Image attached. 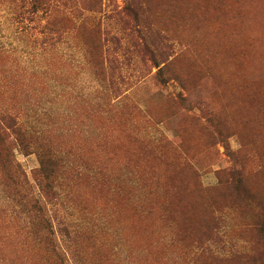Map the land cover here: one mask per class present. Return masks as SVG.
Returning a JSON list of instances; mask_svg holds the SVG:
<instances>
[{"label":"rangeland","instance_id":"374dc122","mask_svg":"<svg viewBox=\"0 0 264 264\" xmlns=\"http://www.w3.org/2000/svg\"><path fill=\"white\" fill-rule=\"evenodd\" d=\"M0 123V264H264V0H0Z\"/></svg>","mask_w":264,"mask_h":264},{"label":"trees","instance_id":"16d2710c","mask_svg":"<svg viewBox=\"0 0 264 264\" xmlns=\"http://www.w3.org/2000/svg\"><path fill=\"white\" fill-rule=\"evenodd\" d=\"M145 50L147 51V53H149L150 52V49L148 48V46H146L145 45ZM2 124H3V122H2ZM5 125V124H4ZM5 127L7 128V129H9V130H11V132H13L12 134H13V137H14V140L15 141H17L18 143V145H20V146H25V147H28L29 145H27L24 141H25V135H26V130L23 128V126H21V125H17L16 123H14V122H10L9 121V123H8V125L6 126L5 125ZM4 126H1V123H0V139L1 140H6L7 139V137L5 136L6 134H8L9 132L6 130V128H5ZM43 157L40 159V162L42 163V170H45V167H46V165L45 164H43ZM17 167H19L18 166V164L16 165ZM51 171H52V169H51ZM52 175H53V173H52ZM48 188V187H47ZM45 189V188H44ZM47 192H50L52 189H45ZM25 203H29L30 201L29 200H26V201H24ZM30 206H31V204H30ZM30 209V208H29ZM33 209H34V215H37L38 213H41L40 211H41V207L39 206V208L38 207H36L35 205L33 206Z\"/></svg>","mask_w":264,"mask_h":264}]
</instances>
